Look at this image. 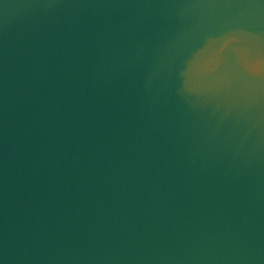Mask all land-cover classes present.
Returning <instances> with one entry per match:
<instances>
[{
    "label": "water",
    "instance_id": "water-1",
    "mask_svg": "<svg viewBox=\"0 0 264 264\" xmlns=\"http://www.w3.org/2000/svg\"><path fill=\"white\" fill-rule=\"evenodd\" d=\"M0 264H264V0H0Z\"/></svg>",
    "mask_w": 264,
    "mask_h": 264
}]
</instances>
